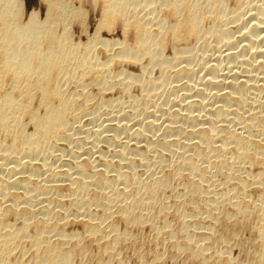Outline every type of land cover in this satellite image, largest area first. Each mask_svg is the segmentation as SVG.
<instances>
[{
  "label": "bare ground",
  "instance_id": "1",
  "mask_svg": "<svg viewBox=\"0 0 264 264\" xmlns=\"http://www.w3.org/2000/svg\"><path fill=\"white\" fill-rule=\"evenodd\" d=\"M232 218L264 261V0H0V264H127L147 228L209 264Z\"/></svg>",
  "mask_w": 264,
  "mask_h": 264
},
{
  "label": "rangeland",
  "instance_id": "2",
  "mask_svg": "<svg viewBox=\"0 0 264 264\" xmlns=\"http://www.w3.org/2000/svg\"><path fill=\"white\" fill-rule=\"evenodd\" d=\"M93 25V24H92ZM243 25H245L244 24V22H243ZM94 29H92V31H93ZM213 48V47H212ZM225 49V48H224ZM211 52H212V50L209 52L210 54H211ZM214 52V51H213ZM213 52H212V54H213ZM209 54V55H210ZM211 54V55H212ZM217 54H219L220 55V53H217ZM217 54H215V56L217 57L218 55ZM211 57H213V56H211ZM210 57V58H211ZM213 65V62H211L210 63V65L209 66H212ZM231 66L230 64H228L227 63V65L226 66ZM206 66H208V65H206ZM206 66H204L203 67V69L202 68H199V64L196 66L199 70V73H198V75L201 77V78H204L205 76V74H206V77L204 78V79H208L207 77V74L209 73V69L207 70V68L209 67H206ZM228 66V67H229ZM195 67V68H196ZM202 67V66H201ZM197 68H196V70H197ZM204 71V72H203ZM206 71H208V72H206ZM227 71V70H226ZM202 74V75H201ZM196 84V83H195ZM259 85H261V83L259 84ZM254 168H252V170H253ZM259 170L257 167H255V169L253 170V173L255 172V170ZM252 170H250L249 172H250V174L252 173L251 171ZM256 170V172L253 174V175H257L256 173L258 172ZM248 172V173H249ZM250 174H249V176H250ZM251 174V175H252ZM248 176V174H246V177L247 178H249V179H247L246 181L248 182H246L247 184H250V182H251V180L252 179H254V177L255 176H252V178H250ZM251 179V180H250ZM248 186H250V185H248ZM253 187L251 186V187H249V189H248V193L247 194H251L250 196H249V198L252 196V198H250V200H249V198L247 197V194H246V198H247V201H249L250 203H253V201L255 202L256 200H258L259 201V199H260V193L257 191V190H255L254 188L252 189ZM259 193V194H258ZM255 194H256V196H255ZM259 197H258V196ZM245 196V195H244ZM256 197H258L257 199H256ZM258 201H256L257 203H259ZM228 207H227V211L228 212H230L231 211V214L232 215H234L233 213L235 212V209L232 207V206H229V205H227ZM230 207V208H229ZM218 212H216V217H218L219 215H220V211H219V215L217 214ZM205 216H207V217H204V219L201 221V225H203V227H208V226H211L212 224L211 223H215L214 222V218L212 217V216H210L211 218H209V215H205ZM236 218H232V219H227L225 222H221L217 227V231H219L218 233H217V231H216V233L218 234V235H215V240H213V241H209V246H211L212 247V249H211V247H210V252L209 253H214L215 254V258H211L210 259V263L209 264H218V263H222V264H225V263H227L228 262V260H229V262H228V264H247V263H249V262H251L252 264H264V261H262V260H260V261H255V262H253V259H254V257L256 256V254H258V253H260V251L263 249L262 247H261V244L259 243V242H257V239H258V236H259V232L257 233V230H255V229H251V230H248V231H245V230H243V229H240V227L239 228H236V226H235V220ZM209 220H210V222H209ZM174 222H178V220H177V218H175V220H173ZM233 221V222H232ZM261 221L260 220H258L257 219V217H253V218H251V223H252V226H254L255 228H257V226H259V223H260ZM228 223V224H227ZM255 223V224H254ZM204 224H206L205 226H204ZM224 225V226H223ZM122 227H123V229H124V225H121ZM226 226V227H225ZM224 227V228H223ZM231 230L230 232H226L225 230L226 229H228V228ZM77 230H79V228H77ZM146 230V229H145ZM234 231V232H233ZM153 232V230L151 231V229H148L147 228V231H142V232H140L139 234H137V233H135L136 234V236H137V238H138V243L137 244H134V245H132L131 247H129V246H125V247H128V249L127 248H123V250H122V252H121V255H119V256H117L116 258L117 259H119V260H123V261H125L127 264H142L140 261L143 259L144 261H145V264L148 262V264L150 263V264H168V261H169V264H171V263H173L174 261H175V259H172L171 258V243H170V236L168 235L167 236V239L164 237V238H158V237H156V240H155V234H153L152 233ZM224 232H225V234H224ZM247 232H250V233H247ZM152 233V234H151ZM142 234V235H141ZM221 234V235H220ZM233 234V235H232ZM236 234V235H235ZM147 235V236H146ZM153 235V236H152ZM224 237H223V236ZM251 235V236H250ZM141 236V237H140ZM143 236V237H142ZM147 238V239H146ZM221 238V239H220ZM224 238V239H223ZM228 238H230V239H228ZM248 238V239H247ZM257 238V239H256ZM143 239V240H142ZM150 239V240H149ZM163 239H164V241H163ZM223 239V240H222ZM225 239H228V240H230V241H226ZM151 241V242H150ZM169 241V242H168ZM223 241V242H222ZM247 241V242H246ZM253 241V242H252ZM235 244H234V243ZM226 243V244H225ZM228 243H230L229 245H228ZM162 244V245H161ZM165 244V245H164ZM220 244V245H219ZM164 245V246H163ZM216 245V247H215V249L213 248L214 246ZM237 245V246H236ZM141 246V247H140ZM161 246V247H160ZM163 246V247H162ZM220 246V247H219ZM227 248H226V247ZM235 246V247H234ZM133 247V248H132ZM137 247V249H135ZM228 247L230 248V249H228ZM146 248V249H145ZM163 248L165 249L164 251H166V252H164L163 251ZM219 248V249H218ZM225 248L227 249V250H229V252H230V250L231 249H233V250H231V252H230V254H231V257H230V254L228 253V251H225ZM125 249H126V251H127V253H125ZM131 249V250H130ZM139 249V250H138ZM141 249V250H140ZM215 251H214V250ZM143 250V251H142ZM147 250V251H146ZM162 250V251H161ZM220 250H222L223 252H226V253H222ZM129 251H131L132 252V254H131V252H129ZM149 251H150V253H149ZM134 252V253H133ZM145 252V253H144ZM160 252V253H159ZM164 253L166 256L165 257H163L160 261H155L154 259H156L157 257H159L158 255L160 254V255H162V253ZM220 252H221V254H220ZM235 252V253H234ZM135 253H137V254H135ZM139 253V254H138ZM143 253V254H142ZM218 253V254H217ZM124 254H125V256H124ZM140 254H141V256H140ZM145 254H147V255H145ZM223 254H226V258L224 257L225 255H223ZM138 255V256H137ZM178 256V258L176 257V259H177V264H188L189 263V261H188V258H189V255H188V252L187 253H182V254H177ZM236 255V256H235ZM140 256V257H139ZM143 256V257H142ZM187 256H188V258H187ZM234 256V257H233ZM241 256H242V258H241ZM152 257V258H151ZM233 257V258H232ZM129 258V259H128ZM139 258H140V261H139ZM145 258V259H144ZM186 258V259H185ZM220 258H222V259H220ZM228 258V259H227ZM229 258H232V259H229ZM92 259V258H91ZM91 259H85L83 262H82V264H91ZM235 259V260H234ZM90 260V261H89ZM129 260V261H128ZM151 260V261H150ZM179 260V261H178ZM240 260V261H239ZM130 262V263H128V262ZM212 261V262H211ZM137 262V263H136ZM196 264V263H195ZM197 264H199L198 262H197Z\"/></svg>",
  "mask_w": 264,
  "mask_h": 264
}]
</instances>
